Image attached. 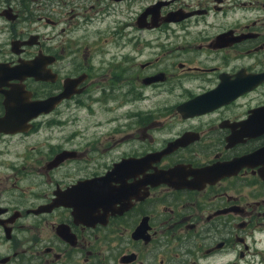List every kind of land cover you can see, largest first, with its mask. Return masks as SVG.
<instances>
[{
    "label": "flooded vegetation",
    "instance_id": "obj_1",
    "mask_svg": "<svg viewBox=\"0 0 264 264\" xmlns=\"http://www.w3.org/2000/svg\"><path fill=\"white\" fill-rule=\"evenodd\" d=\"M27 62L0 264H264V0H0Z\"/></svg>",
    "mask_w": 264,
    "mask_h": 264
},
{
    "label": "water",
    "instance_id": "obj_2",
    "mask_svg": "<svg viewBox=\"0 0 264 264\" xmlns=\"http://www.w3.org/2000/svg\"><path fill=\"white\" fill-rule=\"evenodd\" d=\"M34 63H21V65H19L18 67H15V68H8L7 66L5 65H0V74H5L3 79H0V90L6 86V85H9L10 82H9V79L8 77L10 78H15L17 80H22L27 74L31 73L32 69H31V66L33 65ZM36 64V63H35ZM11 87V86H10ZM13 90L15 91H18L20 90L22 87H21V82H18V83H15L14 86L11 87ZM12 91H10L7 96L11 93ZM5 104L7 106H9V104H11V98L7 97L6 100H5ZM36 104V109H39V111H42L41 109V105H42V102H38V103H35ZM1 122V120H0ZM261 151H259L258 153H260Z\"/></svg>",
    "mask_w": 264,
    "mask_h": 264
},
{
    "label": "rangeland",
    "instance_id": "obj_3",
    "mask_svg": "<svg viewBox=\"0 0 264 264\" xmlns=\"http://www.w3.org/2000/svg\"><path fill=\"white\" fill-rule=\"evenodd\" d=\"M39 134H40V137H44L45 136V130H42V132Z\"/></svg>",
    "mask_w": 264,
    "mask_h": 264
}]
</instances>
